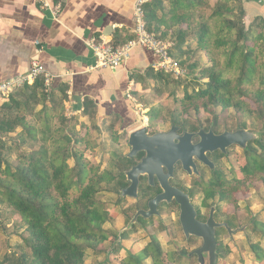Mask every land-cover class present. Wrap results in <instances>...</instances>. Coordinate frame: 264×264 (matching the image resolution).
Masks as SVG:
<instances>
[{"label":"trees","instance_id":"trees-1","mask_svg":"<svg viewBox=\"0 0 264 264\" xmlns=\"http://www.w3.org/2000/svg\"><path fill=\"white\" fill-rule=\"evenodd\" d=\"M237 2L234 7L232 0H152L145 8L149 32L162 37L158 32L176 30L170 54L174 56L175 49L180 57L200 52L207 60L193 78L203 80L200 86L190 92L184 88L183 116L219 108L264 125V19H250L246 29L245 6L242 0ZM155 75L159 80L168 76ZM20 89L22 101L11 94L0 104V209L8 208L19 217L28 253H8L0 264H83L88 251L104 254L100 246L110 239L103 226L112 213L97 196L103 185H117L124 175L101 169L84 155L96 143L87 125L76 130L75 120L64 115L65 87L58 89L60 96L54 90L46 94L38 79ZM165 111L162 106L148 110V124L166 121ZM170 121L176 123V118ZM262 139L252 142L257 149L248 144L244 161L230 178L217 169L207 181L193 182L191 193L200 191L204 206L216 201L235 207L238 195H246L251 185L264 188V134ZM27 144L32 148L22 152ZM11 154H17L14 163L8 161ZM253 230L264 239V223H255ZM249 247L255 260L264 262V249L258 243ZM228 251L221 248L217 264ZM175 256L164 257L152 236L122 264H176L181 256Z\"/></svg>","mask_w":264,"mask_h":264},{"label":"crops","instance_id":"crops-1","mask_svg":"<svg viewBox=\"0 0 264 264\" xmlns=\"http://www.w3.org/2000/svg\"><path fill=\"white\" fill-rule=\"evenodd\" d=\"M46 1L51 6L56 2ZM242 2L244 23L264 19V0ZM133 9L134 0H62L54 18L50 11L39 10L37 0H0V82L26 74L37 58L54 77L50 91L58 94L66 88L64 115L77 121L76 127L90 124V116L97 123L114 120L122 128L132 127L130 131L144 125L132 126L141 120L137 97L163 81L151 69L155 56L138 47L116 70L91 69L94 57L87 44L94 38L118 47L131 39ZM175 33L158 35L173 39Z\"/></svg>","mask_w":264,"mask_h":264},{"label":"rangeland","instance_id":"rangeland-1","mask_svg":"<svg viewBox=\"0 0 264 264\" xmlns=\"http://www.w3.org/2000/svg\"><path fill=\"white\" fill-rule=\"evenodd\" d=\"M231 4L234 7L238 6V2L233 0ZM244 24L247 29L249 24ZM174 52V56L181 59L187 78L177 81L167 76L159 84L143 90L142 94L137 97V103L140 105L137 109L138 119L141 120H139V123L135 122L132 125L133 127L142 122L146 124L148 119L146 109L150 110L154 106H162L166 109L165 116L167 119L166 121L157 122L151 120V124H148L149 132L166 130L171 123L170 118L172 116L176 118V122L188 121L189 125L194 124L192 121L196 118L201 119L203 126H207L211 120H215L218 124V130H234L237 127H243L256 132L264 131L263 123L253 119H242L233 110L222 111L216 108L208 112H191L183 116L180 111V101L183 98L184 88L190 92L200 86L203 80L195 81L193 78H196L197 69L207 64V60L200 52H193L182 57L179 56L176 49ZM193 64H197V66L193 67ZM21 91L22 89L13 93V96L20 101H22ZM3 102V100L0 101V104ZM5 102L7 101L5 100ZM34 109L37 111L40 107L37 106ZM74 123L78 124L77 121ZM87 126L90 138L96 143V148L93 151H83L91 162L100 164L101 169L109 170L112 174L118 175L129 170V167L137 161V158L123 159L129 152L127 135L132 127L122 128L119 123L111 119L99 123L93 121ZM75 128L80 130V126ZM13 137L14 134L9 135V138ZM250 144L253 149H257L254 143L250 142ZM31 148L32 145L27 144L21 150L26 152ZM78 149L83 150L84 147L78 146ZM16 156L17 154H11L8 161L14 163ZM243 161L244 151L239 147H232L229 150V155L217 162L216 166L225 176L230 178L231 172L235 174ZM69 164L72 166L73 162L70 161ZM208 176L209 174L206 173V177ZM126 184L124 178L117 185L105 184L102 192L97 196V199L106 204L112 213L111 219L103 226L110 239L100 246L105 251L104 254L95 256L94 252L88 251L83 264H122L129 253H138L152 236L160 244L164 257L168 254H173L174 257H176V254H180L181 258L176 264H197L195 258L187 259L185 254L187 249L189 253L192 249L197 248L200 242L195 239L188 241L187 245L177 222V209L172 207H163L161 211L162 222L154 218L152 221L134 225L131 229L123 232L120 240L118 239L119 232L127 226L135 209L133 199L118 200L117 193ZM191 194L194 206L201 207L205 216L208 207L201 206L202 193L193 190ZM214 204L218 206L223 221L227 222L233 230L246 225L249 220L253 221L251 226L247 225L245 230L237 231L231 238H229L226 231L220 232L219 238L223 243V247L228 248L229 251L219 261V264H264V262L255 260L249 247L250 243H258L264 249V239L253 230L255 223H264V188L259 184L251 185L246 195H238L235 207L219 202H214ZM24 233V226L19 222V217L8 208L0 209V258L13 252L15 256L21 252L28 253L23 242L26 236Z\"/></svg>","mask_w":264,"mask_h":264},{"label":"water","instance_id":"water-1","mask_svg":"<svg viewBox=\"0 0 264 264\" xmlns=\"http://www.w3.org/2000/svg\"><path fill=\"white\" fill-rule=\"evenodd\" d=\"M147 129L148 119L146 124L130 131L127 135L129 152L125 157L131 160L140 152L145 155L138 164L124 172L129 185L120 190L119 199L137 197L139 177L144 175L147 176L149 185H153V177H156L162 192L148 202L147 211L140 210L136 213L127 226L119 232L118 239L120 240L123 232L133 227L139 215L145 219L158 215V205L161 202L169 203L174 199L179 205V223L184 236L188 239L190 236H195L202 240L201 246L191 255H196L198 264H217L216 228L224 227L228 235L231 236L237 231L245 230L246 226L233 231L225 223H216L213 219V207L206 222H199L196 219V212L191 199L180 190L170 186L168 178L172 176L173 166L178 162L181 163L183 170L188 172V175L198 174L195 160L213 172L215 166L207 158V153L220 151L226 154L227 148L231 146H237L245 152L250 142L262 140L264 131L256 132L238 127L234 131H224L219 135H214L211 130L206 134L201 130L198 133L199 142L193 144L189 134L188 136L184 134L183 137L178 138L175 134L176 126L174 125L168 132H156L152 135H148ZM176 138H178L179 143L174 144L173 139ZM182 140L185 141V144H182ZM162 167L167 171L166 174L163 173Z\"/></svg>","mask_w":264,"mask_h":264},{"label":"built area","instance_id":"built-area-1","mask_svg":"<svg viewBox=\"0 0 264 264\" xmlns=\"http://www.w3.org/2000/svg\"><path fill=\"white\" fill-rule=\"evenodd\" d=\"M39 10H48L54 18L61 9L62 0H56L51 6L46 0H37ZM152 0H134L132 38L121 46H113L103 39H90L87 44L94 57V66L91 69L116 70L128 60L134 49L141 47L151 52L156 61L151 65L155 73H164L174 80L187 78L186 70L171 51L174 48L173 39H163L146 28L145 8ZM39 42H36L38 45ZM43 81L44 92H50L54 77L50 75L37 58L30 61L29 71L19 77L0 82V101L22 88L31 85L36 80Z\"/></svg>","mask_w":264,"mask_h":264},{"label":"flooded vegetation","instance_id":"flooded-vegetation-1","mask_svg":"<svg viewBox=\"0 0 264 264\" xmlns=\"http://www.w3.org/2000/svg\"><path fill=\"white\" fill-rule=\"evenodd\" d=\"M192 123L194 124H190L189 125V122L188 121H185V122H176V123H170L169 127L164 130V131H157V132H168L170 131L171 129V126L174 125L176 126V129H175V134L176 136H178V138H181L184 136V134H188L191 135V142L193 144H196L197 142H199L200 140V137L198 135V133L202 130V132L204 134L208 133L210 130L212 131V133L214 135H219L221 133H223L224 131H234V130H218V124L215 120H211L209 122V124L207 126H203L202 123H201V119H197L196 120H193ZM243 128V127H241ZM245 129V128H244ZM147 133L148 135H152L156 132H149L148 129H147ZM178 138L176 139H173V143L174 144H177L179 143V140ZM182 144H185V141L182 140ZM250 144V143H249ZM232 147H237V146H231L229 148H227V152L226 154H223L221 153L220 151H215L213 153H207V158L214 164L215 166V170L213 172L210 171V169L203 165L201 162L195 160L194 163L196 165V169L198 171V174H193V175H188V172L187 171H184L183 168H182V165L181 163H176L174 164L173 166V171H172V176L168 178V183L170 186L180 190L181 192H183L185 195H187L190 199H191V203L192 205L194 206V203H193V198H192V194H191V190L193 189V186H192V183L193 182H196V181H199V182H205L207 181L208 179H210V177L217 171V162H219L221 159L227 157L229 155V150L232 148ZM144 153L143 152H140L138 153V155L135 157L137 158V161L132 164L129 169L132 167V166H135L136 164H138L141 159L144 157ZM162 170H163V173L166 174L167 171L165 170L164 167H162ZM126 172V171H125ZM206 173L209 174L208 177H206ZM124 175V173H123ZM124 179L126 180V177L124 175ZM127 184L125 187H122L119 189L118 193H117V196H118V200L119 201H122L124 199H133L135 201V209H134V212L132 213V215L130 216L129 218V221L136 215V213L138 211H147L148 210V202L155 198L158 194H160L162 192L161 188H160V185L158 183V180L156 177H153V185H149L148 183V178L147 176H140L139 177V184H138V190H137V197L135 198H131V197H124L123 199H119V192L121 189L123 188H126L128 185H129V182L126 180ZM216 202V201H215ZM201 206L202 207H208L207 208V213L206 215L204 216V212L202 211L201 207H196L194 206V209H195V212H196V219L199 221V222H206V220L209 218L210 216V212H211V208L213 207V219L216 223L220 224V223H225L231 230H233L229 224L225 221H223V216L221 215L220 213V210L218 208V206L216 204H214V202H209L208 203V206H204L203 205V198H202V201H201ZM163 207H172V208H175L177 209V222L179 224V227H180V223H179V213H180V209H179V205L176 203V201L174 199H172L169 203L167 202H161L158 207H157V212H158V215H154L148 219H145L143 218L141 215H139L137 217V221L134 225H140L141 223L143 222H149V221H152L154 218L155 219H158L159 222H162V218H161V211L163 209ZM112 216V214H111ZM129 223V222H128ZM253 224V221L252 220H249V222H247L246 225L244 226H251ZM133 225V226H134ZM243 227V226H242ZM238 228H241V227H237L236 229ZM234 229V230H236ZM180 230H181V233L183 235V238L185 239L187 245H188V241H192V240H199L200 244L197 248H194L192 249L189 253H188V249H187V252L185 254V257L188 259V258H195L197 264H198V260H197V257L196 255H191L195 250H197L201 244H202V240L200 238H197L195 236H190L189 239L186 238L182 232V229L180 227ZM233 230V231H234ZM221 231H226L227 235H228V232L227 230L224 228V227H220V228H216L215 230V240H216V247H217V262H218V257H219V252L221 250V248L223 247V243L221 241V239L219 238L220 237V232ZM234 234H232L231 236H229V238H231Z\"/></svg>","mask_w":264,"mask_h":264}]
</instances>
